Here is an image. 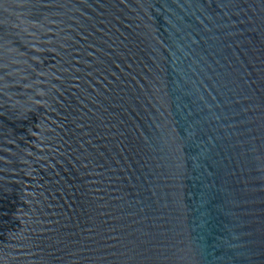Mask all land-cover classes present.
Masks as SVG:
<instances>
[{"label":"water","instance_id":"1","mask_svg":"<svg viewBox=\"0 0 264 264\" xmlns=\"http://www.w3.org/2000/svg\"><path fill=\"white\" fill-rule=\"evenodd\" d=\"M0 264H264V0H0Z\"/></svg>","mask_w":264,"mask_h":264}]
</instances>
